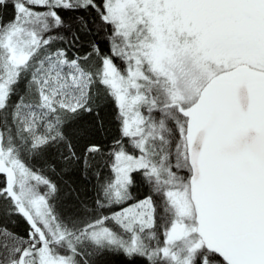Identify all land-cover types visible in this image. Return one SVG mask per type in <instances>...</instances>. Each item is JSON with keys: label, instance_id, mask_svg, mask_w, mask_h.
Segmentation results:
<instances>
[{"label": "snow or ice", "instance_id": "1", "mask_svg": "<svg viewBox=\"0 0 264 264\" xmlns=\"http://www.w3.org/2000/svg\"><path fill=\"white\" fill-rule=\"evenodd\" d=\"M0 264H264V0H0Z\"/></svg>", "mask_w": 264, "mask_h": 264}]
</instances>
